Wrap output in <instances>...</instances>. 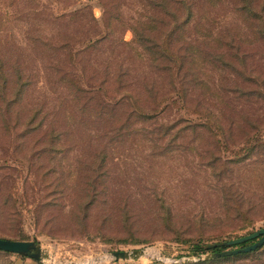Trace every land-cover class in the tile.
<instances>
[{
	"label": "rangeland",
	"instance_id": "rangeland-1",
	"mask_svg": "<svg viewBox=\"0 0 264 264\" xmlns=\"http://www.w3.org/2000/svg\"><path fill=\"white\" fill-rule=\"evenodd\" d=\"M168 1L169 12L179 20L189 12L194 21L208 17L201 31L213 26L216 63L198 58L196 63L197 76L207 86L200 95V118L168 104L154 123L131 120L129 127L116 132L120 117L76 113L74 89L60 82L54 69L61 68L75 77V86L89 90L105 72H117L102 66L121 61L129 69V79L140 77L148 86L163 84L164 75L154 69L162 63L151 64L150 55L140 54L128 26L145 23L153 13L168 22L170 16L156 14L158 9L152 10L146 0H103L108 7L113 4L111 35L97 51L81 54L88 39L105 33L99 0H0V61L13 83L4 98L13 96L14 88L23 83L18 107L12 108L11 122L19 118L21 122L16 130L6 131L9 124L2 122L6 116L0 104V236L22 235L40 246L47 258L35 262L18 257L27 264L209 262L202 259L217 252L203 246L264 226V23L253 20L252 25L242 14L249 7L260 12L264 0ZM199 37V30L190 25L183 33L187 43L198 42ZM63 42L69 47L63 48ZM15 70L21 72V81L15 82ZM113 89L105 87L107 93H99L97 100L119 98L121 93ZM142 90L143 86L132 89L138 91L132 95L144 94ZM32 109L39 112L44 132L18 140L25 124L23 112ZM111 110L122 113L108 106ZM178 117L187 121V127L172 130L170 138L161 141L159 127ZM196 123L201 127H190ZM49 129L54 130L52 135H65L53 142L50 152L41 153L48 150L44 135ZM102 151L107 174L90 190L91 160ZM93 197L90 208L82 210ZM157 199L169 208V219L157 207ZM124 203L129 213L125 226L115 208ZM128 233L144 242L120 243ZM195 242L201 249L197 255L190 252ZM134 250L143 251L135 260L114 261L110 256ZM206 264H264V245L246 256Z\"/></svg>",
	"mask_w": 264,
	"mask_h": 264
},
{
	"label": "trees",
	"instance_id": "trees-1",
	"mask_svg": "<svg viewBox=\"0 0 264 264\" xmlns=\"http://www.w3.org/2000/svg\"><path fill=\"white\" fill-rule=\"evenodd\" d=\"M146 1L152 10L158 9L156 14H158L159 11H162L163 12L162 14L169 15L171 20H169L168 22L163 16L154 15L153 13V14H149L148 17L144 16L145 23L143 24L136 23L134 26L133 25L128 26V28L132 34V43L135 44V46H137L136 47L137 49L139 48V50L143 51V53L140 54H143L145 56L150 55L148 59H151V64L156 63L157 60L163 64V65L158 64L159 67L155 66L154 69H156L157 74L164 75V77H162V80L165 83L163 84L152 83L148 86L147 83L146 84H143L144 82L140 83L141 81H143V79H141L140 77H137L134 80L129 79L127 73L129 69L127 67L123 68L121 65V61L120 62L115 61V66L114 65L112 66L110 63H107L106 65L102 66V68L104 69V71H107V69L108 70L115 69L117 72L111 75L108 73V71L105 72V75L102 76L101 80L96 84L97 85L96 88H91L88 90V89H81L80 87L75 86L74 76L66 73L65 71H62L61 68L54 69V71H56L58 74V79H60L59 80L60 82L66 83L65 84L66 87L67 86L73 87L75 96H73L72 98L74 100V105L76 106V113L82 114L86 112L95 111L94 113L96 114L97 117H103L106 113L107 116L120 117L117 124L118 127H116L118 130L116 132H118L120 129H125L129 127L131 125V120H133L132 123H136V122L140 124L150 123V122L154 123L156 119H158V117L162 114V112L165 109H168L169 107L168 104L175 105L177 110L179 111L183 110L184 113H189L190 115H196L198 118H200L199 116L202 106V101H201L202 97L200 98V95H204V92L202 91H204L205 89L207 90L206 88L207 86L205 85L204 81L199 79L197 76L199 75V72H197L198 66L196 64L197 58L213 65L214 63H216L217 60L216 57L217 55L215 54V48L213 46L215 43V39L213 38L211 33L213 28L212 23L207 25L204 31H201L199 29L204 23L207 24L208 17L203 16L201 17L200 20L196 19L194 21L195 19L194 16L188 12L186 13L187 15L184 19L179 20L178 18H176L177 16H175L176 15L175 13L169 12L170 10L168 8L169 7L168 0H146ZM99 2L102 9V26L105 29V33L100 35L99 38L88 39L83 50L80 51L81 54H84L85 52L97 51L99 45L102 42L108 41L109 39L108 36L111 35L110 34L111 29L109 27H111L110 22L114 17L112 12L113 4H111V6L109 5L108 7L106 6V4H104L103 0H99ZM175 4L178 5L179 1L176 2ZM184 7L187 8L186 6ZM242 14L246 19L252 22V25H255V22L253 20L260 21V25L264 23V18L261 16V14L264 15V8H262L260 12H254L252 11V8L249 7L243 9ZM188 25L191 26V29H193V31H195V28L199 30V36H200L199 38H201L200 41L198 42L195 41L193 43L186 42V40L183 38V33L186 31ZM163 26L165 27L162 30ZM154 33H155V37H157L160 34L159 38L150 39L149 36L154 35ZM119 45L125 47L124 43H120ZM202 46L203 49L202 50L199 49V47ZM62 47L68 48L69 43L63 42ZM228 49L231 48L228 47ZM131 52H133L134 55L139 57V53L136 52L135 49H131ZM114 60L115 59L113 58L112 61L114 62ZM0 63H1L0 64V94H3V98L2 100H0V104L3 105L4 114L6 116V120L3 119L2 122L6 124L8 122L9 124V126L6 127L7 128L6 131H10V129L16 130L17 129L16 127L20 126L21 122H20V118L17 119L15 123L11 122L12 108L15 105H16L15 107H18L19 95L22 91L21 88L23 86V83H20L19 87L14 88L13 96H9V98L5 99L4 97L7 95V90H8L7 87L12 82L9 81L8 75L5 73V69L1 61ZM15 72L17 73L16 74L17 79H15V82L21 81V76H20L21 72L19 70L18 71L15 70ZM247 82H252V81L247 80ZM107 86L116 87V90L113 89V91L116 93H121V96L119 98H114V99L109 96H105L107 98L105 99L98 98L97 100V95L99 93L101 94L104 92L107 93L106 90L104 91V88ZM140 86H143L142 91L144 94H137L133 96L132 93L134 94L135 92L138 91H131V90L138 89ZM158 94H160L159 99L157 98ZM242 95L246 96V92H242L241 96ZM108 106H112L115 109H120L122 113L117 114L113 110L107 111ZM23 113L24 114L22 115L23 116L22 119L25 120V124L24 127L19 128V132L18 135L16 136V139L18 140L24 139L29 134H32L34 132H39V133L44 132V130H42L44 127L43 122L42 121L39 122L40 116L37 110L32 109L28 112L25 111ZM186 122L187 121L184 118L178 117L176 120H174L169 124H162L158 129L160 132H162L161 141H164L163 139L166 136H169L170 138L171 136L170 132L172 130H174L172 133H174L175 131L182 132V130H184V128L187 127L184 126ZM212 123L214 124V122ZM190 127L198 128L201 127V124L199 123L192 124ZM141 129H144V127H141ZM52 132H54V130L49 129L45 133L44 139L48 138L49 141L48 150L46 151L42 150L41 153L50 152V149H52V147L54 146L52 145L53 142L59 141L60 137L65 135L64 132H55V134L52 135ZM172 141L173 139L171 138L170 143ZM165 143H167V141H165ZM17 147H21V145L16 144V148ZM104 159L105 156L103 151L93 155V158L91 160L92 163L90 164L89 167V172H91V176H90V184L88 186V189L90 190L91 188L93 189V186L96 183V181H98V179L104 177V175L107 174V172H105L106 166H104L103 164ZM93 201H94V197L92 200H86V202L83 204L82 210L89 209ZM156 203L158 204L157 207L160 209V211L162 213L163 212L165 213L166 219H169L170 216L169 208L168 209L165 208V205H163V201L160 199H157ZM115 208L119 212V214H117L119 221L122 222L123 226H125V223L129 221V213L127 211L125 203L122 204L121 206H116ZM8 216H10V214L6 215L5 221ZM106 219L110 220L109 218ZM128 234L130 236L125 238V240L120 239L118 241L120 243L129 244V245H138L144 242L143 240L134 239L131 233ZM0 239L28 241V239L22 235H20L19 238L17 239H8L6 237H1V236ZM250 243L251 242H247L245 244L239 245L238 248L245 247ZM200 251L201 249L199 242H195L190 245V252L193 255H197ZM212 251L220 252L221 248H215ZM3 253L9 254L6 252ZM250 253L252 252L241 253L229 257H222V258L214 259L209 262H196V263L185 262L180 264L214 263L217 261H226L230 258L246 256Z\"/></svg>",
	"mask_w": 264,
	"mask_h": 264
},
{
	"label": "water",
	"instance_id": "water-1",
	"mask_svg": "<svg viewBox=\"0 0 264 264\" xmlns=\"http://www.w3.org/2000/svg\"><path fill=\"white\" fill-rule=\"evenodd\" d=\"M247 242H253V243L242 248H233L245 244ZM263 244H264V226L251 234L238 237L233 240L203 246L202 248L207 251H212L215 248H222L224 250L221 252L211 253L209 255H206L202 260L207 261L222 257H229L241 253L253 252L256 249H259ZM0 252H6L19 257L29 258L35 262H42V260L47 258L46 255L42 252L40 246L31 241L0 239ZM142 254H143L142 250H134L131 252L114 251L110 253V256L114 259V261H119V260L128 261V260H135L139 258Z\"/></svg>",
	"mask_w": 264,
	"mask_h": 264
},
{
	"label": "crops",
	"instance_id": "crops-1",
	"mask_svg": "<svg viewBox=\"0 0 264 264\" xmlns=\"http://www.w3.org/2000/svg\"><path fill=\"white\" fill-rule=\"evenodd\" d=\"M19 256L13 254H4L0 252V264H27V261H24Z\"/></svg>",
	"mask_w": 264,
	"mask_h": 264
}]
</instances>
